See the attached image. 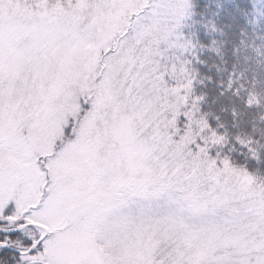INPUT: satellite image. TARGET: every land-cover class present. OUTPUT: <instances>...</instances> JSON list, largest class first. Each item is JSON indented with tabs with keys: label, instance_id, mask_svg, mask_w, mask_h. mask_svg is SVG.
I'll list each match as a JSON object with an SVG mask.
<instances>
[{
	"label": "snow or ice",
	"instance_id": "1",
	"mask_svg": "<svg viewBox=\"0 0 264 264\" xmlns=\"http://www.w3.org/2000/svg\"><path fill=\"white\" fill-rule=\"evenodd\" d=\"M0 264H264V0H0Z\"/></svg>",
	"mask_w": 264,
	"mask_h": 264
}]
</instances>
